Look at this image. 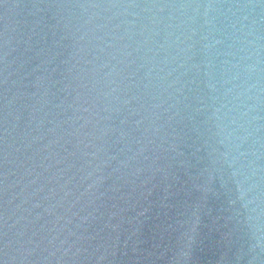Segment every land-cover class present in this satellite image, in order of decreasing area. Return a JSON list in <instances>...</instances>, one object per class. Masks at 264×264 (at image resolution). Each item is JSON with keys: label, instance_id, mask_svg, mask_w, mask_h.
<instances>
[{"label": "water", "instance_id": "1", "mask_svg": "<svg viewBox=\"0 0 264 264\" xmlns=\"http://www.w3.org/2000/svg\"><path fill=\"white\" fill-rule=\"evenodd\" d=\"M0 264H264V0H0Z\"/></svg>", "mask_w": 264, "mask_h": 264}]
</instances>
